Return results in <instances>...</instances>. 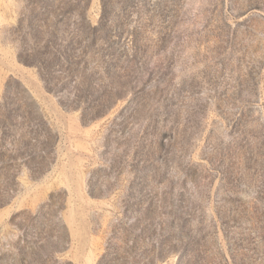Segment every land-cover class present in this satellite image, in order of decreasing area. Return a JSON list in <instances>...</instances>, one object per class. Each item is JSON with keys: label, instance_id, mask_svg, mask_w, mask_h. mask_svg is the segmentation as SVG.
I'll list each match as a JSON object with an SVG mask.
<instances>
[{"label": "rangeland", "instance_id": "rangeland-1", "mask_svg": "<svg viewBox=\"0 0 264 264\" xmlns=\"http://www.w3.org/2000/svg\"><path fill=\"white\" fill-rule=\"evenodd\" d=\"M0 264H264V0H0Z\"/></svg>", "mask_w": 264, "mask_h": 264}]
</instances>
